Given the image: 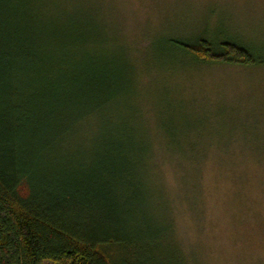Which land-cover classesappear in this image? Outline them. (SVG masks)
Returning <instances> with one entry per match:
<instances>
[{"label": "trees", "instance_id": "16d2710c", "mask_svg": "<svg viewBox=\"0 0 264 264\" xmlns=\"http://www.w3.org/2000/svg\"><path fill=\"white\" fill-rule=\"evenodd\" d=\"M94 3L0 0V264H186L169 204L155 220L145 187L152 144L113 122L136 72ZM162 45L200 64L264 65L224 30Z\"/></svg>", "mask_w": 264, "mask_h": 264}, {"label": "rangeland", "instance_id": "374dc122", "mask_svg": "<svg viewBox=\"0 0 264 264\" xmlns=\"http://www.w3.org/2000/svg\"><path fill=\"white\" fill-rule=\"evenodd\" d=\"M99 3L115 49L134 63V94L113 122L153 146L155 220L168 203L186 264H264V65L200 64L162 45L207 29L264 51V0ZM167 145L201 148L182 157Z\"/></svg>", "mask_w": 264, "mask_h": 264}]
</instances>
